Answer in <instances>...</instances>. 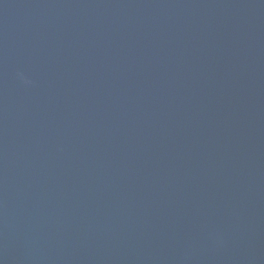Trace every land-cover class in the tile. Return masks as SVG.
<instances>
[{"label": "water", "instance_id": "1", "mask_svg": "<svg viewBox=\"0 0 264 264\" xmlns=\"http://www.w3.org/2000/svg\"><path fill=\"white\" fill-rule=\"evenodd\" d=\"M0 264H264V0H0Z\"/></svg>", "mask_w": 264, "mask_h": 264}]
</instances>
